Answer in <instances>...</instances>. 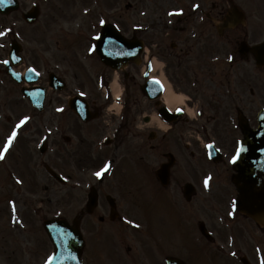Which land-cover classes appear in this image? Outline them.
<instances>
[{
  "label": "flooded vegetation",
  "instance_id": "af4514ba",
  "mask_svg": "<svg viewBox=\"0 0 264 264\" xmlns=\"http://www.w3.org/2000/svg\"><path fill=\"white\" fill-rule=\"evenodd\" d=\"M138 1L139 11H146L152 18L132 29L131 34L143 41V50L138 62H128L120 74L125 91L122 114L108 113L112 99L102 86H108L112 70L100 63L89 73L96 119L88 123L85 131H76L73 126L65 129L72 136L69 143L76 139L73 153L78 154L75 156L80 168L90 170L97 161L99 165L113 162L103 179L93 178L91 184L98 192L93 214L99 222H127L134 216L128 208L134 207V220L146 218L144 221L149 222L153 218L156 226L153 238L142 230L137 233L138 239L127 233L125 240L139 241L137 253L131 254V246L127 254L115 248L113 259L123 264H167L168 257L178 256L185 264H192L193 241L199 236L203 264H260L264 256V225L239 211L229 215L237 192L233 181L236 170L228 162L236 142L244 138L240 118L255 128L257 103L260 99L264 102L261 94L257 100L258 89L247 80L245 64L253 62L254 57L239 51L242 40L256 43L252 36L256 25L238 24L221 31L218 21L227 12L223 0ZM195 4L200 7L194 8ZM179 9H183L181 15H168ZM128 10L126 4L120 20L115 18L125 34H130L126 28ZM154 16L160 17L158 22ZM229 55L235 59L228 60ZM241 63L244 73L240 72ZM146 72L163 75L172 92L182 98L173 111L179 107L184 112L170 118L165 132L153 119L162 103L146 98L140 88ZM61 96L58 108L65 110L67 105ZM189 111H196V115ZM34 140L28 136V152ZM210 142H215L221 152L216 160L208 157L206 145ZM64 150H57L58 160ZM170 154L175 155V161L170 168V182L163 185L156 173ZM129 161L136 165L135 180L133 175L128 176L134 173L125 167ZM206 175L213 178L207 189L203 186ZM188 183L194 185V191L186 199ZM171 218L177 220L166 224L164 231L168 235L162 234L158 225ZM200 224H205L213 235L211 241L201 233Z\"/></svg>",
  "mask_w": 264,
  "mask_h": 264
},
{
  "label": "rangeland",
  "instance_id": "374dc122",
  "mask_svg": "<svg viewBox=\"0 0 264 264\" xmlns=\"http://www.w3.org/2000/svg\"><path fill=\"white\" fill-rule=\"evenodd\" d=\"M23 9L13 13L9 17H0V31L6 29H12L6 36L0 37V45L4 46V41H7L5 46L8 47L11 39L16 38L22 41L26 46V52L28 56V65H34L42 72V79L44 83L47 80L49 71H60L61 68L64 70L65 66L68 69L65 71V76L70 83H73L76 72V64H78L76 51H82V44L79 42L84 40L86 28L82 25L83 16L78 14L77 0H56L50 8L49 5H42L40 12V18L34 25H26L21 18V13L24 10L30 8L35 1L40 0H22ZM138 1V0H137ZM211 2V0H209ZM217 1V0H215ZM224 1V0H223ZM255 3V15L254 24L257 26V32L252 33L254 38L257 40L264 39V0H253ZM80 4L82 0H78ZM102 11L111 4L109 8L120 9L124 6V0H100ZM224 6L227 8L226 0ZM138 7V4H137ZM55 14H54V13ZM58 14V15H57ZM130 21L136 17H140L139 14L129 12ZM79 19L74 22L75 18ZM85 18V17H84ZM150 18V16H148ZM19 33V35H16ZM69 34L75 36H68ZM66 37V38H65ZM28 39V42L26 41ZM64 48L58 49V44ZM67 41V42H63ZM85 41V40H84ZM80 47V48H79ZM1 56H6V48L0 47ZM65 64V66L63 65ZM252 63L245 64L246 74L253 78L255 74V83L249 84L255 86L257 90V100L260 99V94L264 98V87L262 80L264 79V68L257 69ZM244 66L241 63L240 72L244 73ZM58 70V71H57ZM2 78L0 76V82ZM253 82V79L248 78ZM78 80V79H77ZM83 81V79H79ZM3 82V81H2ZM5 84V85H4ZM10 80L5 79L4 83L0 84V147L2 148L3 143L6 142V137L11 133L15 123L19 121L24 115L32 117L29 123L35 121L39 124L50 123L51 125L56 123L57 115L53 111L50 105V101L53 99L54 104L55 95L50 93L47 97L46 107L43 113L36 114V111L31 107H25L22 105L24 101L19 103L17 88ZM264 102L260 99L257 103V110L263 106ZM12 119L13 122L10 124L7 120ZM35 129V128H34ZM68 151V150H66ZM63 151L64 159L71 154L70 152ZM51 158L54 165H57V152L48 154L47 158ZM71 158V156H70ZM69 158V159H70ZM41 159L48 161V159L41 157L39 152H35V156L28 157V123L20 130V134L17 141L14 142L13 149L10 150V154L6 156L5 161H0V264H44L45 260L53 250L52 244L50 243L42 223L43 214L52 211L57 213L58 208H63L61 211H65L71 221L80 210L81 203H85L84 195L87 190L83 187L81 191H75L71 189L74 184L75 177L71 175L67 186L56 185L55 182L46 179L45 172L41 170L40 161ZM39 164V166H36ZM29 165V168H27ZM70 164L66 162V170L63 171L64 175L70 173ZM63 167H65L63 165ZM72 173H75V168H70ZM39 171V172H38ZM69 175V174H68ZM19 177L23 180V184H17L16 178ZM31 181V182H30ZM28 182L29 185H28ZM57 190V191H56ZM16 202V215L19 220L23 223H12V207L10 201ZM81 201V203H80ZM42 203V211L39 210ZM80 203L79 206H76ZM64 205V207H63ZM69 207V208H68ZM41 211V213H39ZM176 215V214H175ZM85 218H88L87 215ZM82 223L81 227L84 232L97 227L96 224ZM177 218H171V220H164L158 228L162 234H167V230L164 231L166 224H170ZM103 226V225H100ZM174 229V227H171ZM116 230V228L114 229ZM128 232H131L127 229ZM168 235V234H167ZM167 235H163L166 238ZM108 241L110 240L107 239ZM120 240V239H119ZM197 259L203 261V254L197 251ZM201 253V255H200ZM140 264V263H139ZM194 264V263H193Z\"/></svg>",
  "mask_w": 264,
  "mask_h": 264
},
{
  "label": "snow or ice",
  "instance_id": "6c2138e0",
  "mask_svg": "<svg viewBox=\"0 0 264 264\" xmlns=\"http://www.w3.org/2000/svg\"><path fill=\"white\" fill-rule=\"evenodd\" d=\"M5 2H8V0H5ZM193 7L194 8H199L200 5L199 4H195V5H193ZM85 11H87V9H85ZM182 13H183V9H179V10H174L172 12H169L168 15L169 16L181 15ZM99 23L101 25H103V24L106 23V21L101 19V20H99ZM229 23H234V18L226 19L224 21V23H223V26H227ZM223 26H222V29H223ZM11 31H12V29H6V30L0 31V37L6 36ZM16 35H19V33H17ZM94 39H100V37L97 36V37H94ZM0 47H3V45H0ZM93 50H94V47L89 49V51H93ZM16 58H18V57H16ZM227 59L232 61L235 58H234V56L229 55L227 57ZM0 63H3L5 65H7L9 63V61L8 60H4V61H0ZM29 71L32 72V73H35L36 75H40V73L37 72L35 67L31 68ZM154 82L160 84L161 89H163L164 85H163V83L161 81L154 80ZM80 94L81 95H85L84 93H80ZM171 110L172 109H169V111H171ZM175 110L177 112H183L184 111L183 108H179V107L176 108ZM56 111L57 112H63L64 109L61 107V108H57ZM31 119H32V117H30L28 115H24L21 119H19V121L17 123H15L13 129L11 130V133L6 137V142L3 144L2 148H0V161H5L6 156L8 154H10V150L13 149L14 142L17 141V138H18V136L20 134V130ZM48 132L51 133V129H48ZM262 135H264V134H262ZM45 139H47V137H45ZM206 147L209 149V152H208V157L209 158H211L213 151H219V149L215 148V142L207 144ZM246 151H248V149L245 148L243 141H237L236 142V147H235V150H234V155L231 156V159L228 162L233 164V165L237 164V162L242 159V153H244ZM261 151H264V149H262ZM112 166H113V162L112 161L104 162L102 164V166L99 167V170L95 171L93 174L98 180H101V179H103L105 174L108 173L112 169ZM64 179L67 180L68 177H64ZM212 179L213 178H212L211 175H206L204 177L203 186L206 189L210 187V183L209 182ZM16 183L17 184H23V180H21L19 177H17L16 178ZM10 203H11L12 212H13L12 223H14V224H16V223L22 224L23 222L21 220H19L18 216L16 215V211H17L16 202L13 200V201H10ZM231 207H232V211L229 212V215L234 216L235 213H236V209H237V202L235 200L232 201ZM125 219H127V218H125ZM127 222L129 224L134 225V227H136V228H140L141 227L140 224L135 223L134 221L128 220ZM232 255H236V253H232ZM71 258L72 259H76V256L73 255ZM55 261H56V254L53 253V254H51V255H49L47 257V259L45 260L44 264H55ZM260 264H264V256H262L260 258Z\"/></svg>",
  "mask_w": 264,
  "mask_h": 264
},
{
  "label": "water",
  "instance_id": "95a60500",
  "mask_svg": "<svg viewBox=\"0 0 264 264\" xmlns=\"http://www.w3.org/2000/svg\"><path fill=\"white\" fill-rule=\"evenodd\" d=\"M14 5V1L12 0H8V2L0 0V10L3 12H9ZM29 94L30 96H34V93ZM36 95L39 96V99L43 98V92H38ZM246 193H248V195H246L245 200L248 201L250 194L248 191ZM45 227L51 238L55 241L57 249L59 246L60 256H63L65 249L80 254L83 241L79 233L78 222H76L74 227L69 226L66 221H58L57 223L47 222L45 223ZM55 264H64V260L57 255Z\"/></svg>",
  "mask_w": 264,
  "mask_h": 264
},
{
  "label": "bare ground",
  "instance_id": "6f19581e",
  "mask_svg": "<svg viewBox=\"0 0 264 264\" xmlns=\"http://www.w3.org/2000/svg\"><path fill=\"white\" fill-rule=\"evenodd\" d=\"M165 99L170 105H173V104H176L177 102H179L181 100V97L175 95L168 85V88H167L166 94H165Z\"/></svg>",
  "mask_w": 264,
  "mask_h": 264
}]
</instances>
